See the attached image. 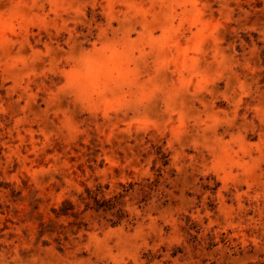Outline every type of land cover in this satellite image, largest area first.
I'll list each match as a JSON object with an SVG mask.
<instances>
[{
    "label": "rangeland",
    "instance_id": "1",
    "mask_svg": "<svg viewBox=\"0 0 264 264\" xmlns=\"http://www.w3.org/2000/svg\"><path fill=\"white\" fill-rule=\"evenodd\" d=\"M0 264H264V0H0Z\"/></svg>",
    "mask_w": 264,
    "mask_h": 264
}]
</instances>
